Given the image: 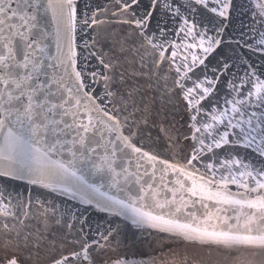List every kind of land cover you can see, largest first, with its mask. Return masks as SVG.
Wrapping results in <instances>:
<instances>
[{"label": "snow or ice", "instance_id": "6c2138e0", "mask_svg": "<svg viewBox=\"0 0 264 264\" xmlns=\"http://www.w3.org/2000/svg\"><path fill=\"white\" fill-rule=\"evenodd\" d=\"M166 241L264 264V0H0V264Z\"/></svg>", "mask_w": 264, "mask_h": 264}, {"label": "water", "instance_id": "95a60500", "mask_svg": "<svg viewBox=\"0 0 264 264\" xmlns=\"http://www.w3.org/2000/svg\"><path fill=\"white\" fill-rule=\"evenodd\" d=\"M234 189V186H232ZM166 243L171 244L172 246L168 249H165L162 253H157V259L161 261V264H172L173 261L176 264H180L182 261H192L193 264H199L201 260H208L209 259V252L206 249L192 247L187 243L179 244V243H172L170 241H166ZM143 251L149 252L150 250L147 246L144 247ZM151 254V253H150ZM216 253L212 252L211 256L213 258L216 257Z\"/></svg>", "mask_w": 264, "mask_h": 264}]
</instances>
